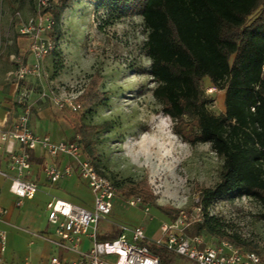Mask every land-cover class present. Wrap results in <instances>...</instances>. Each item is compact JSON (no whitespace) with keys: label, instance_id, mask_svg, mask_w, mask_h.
Returning a JSON list of instances; mask_svg holds the SVG:
<instances>
[{"label":"rangeland","instance_id":"obj_1","mask_svg":"<svg viewBox=\"0 0 264 264\" xmlns=\"http://www.w3.org/2000/svg\"><path fill=\"white\" fill-rule=\"evenodd\" d=\"M34 16L35 6L29 0H0V63L4 66L12 65L15 49L18 53L13 60L28 63V42L18 30L20 23ZM112 18L100 2L73 0L69 8L59 12L55 38L48 35L55 52L44 59L41 78L31 79L29 85L42 104L52 107L49 97L41 99L43 93L49 96L54 90L59 96H82L93 76L102 80L100 92L109 94L103 105L87 109L79 102L83 109L76 114L58 109L76 135L80 124L100 128L95 137L100 169L122 186L112 214L98 225L99 240H112L102 237L105 227L110 233L106 235L117 237L122 228H142L149 240H158L161 224L171 221L158 208L196 216L199 193L218 183L223 161L210 145L192 146L177 135L175 123L154 99L142 18ZM18 63L13 66L17 68ZM212 88L208 80L203 82L206 96L213 101L210 112L219 116L225 113V92L210 93ZM188 124L186 135L195 130L194 123ZM132 183H147L154 202L145 205L141 197H125L122 189ZM132 199H140L142 204L131 207ZM261 211L257 203L244 198L219 202L211 216L226 224L228 234H237L248 245L244 251L262 259L264 222L256 218ZM205 238L211 243L221 241L211 235ZM138 246L150 247L148 241ZM62 252L57 249L55 255L60 257Z\"/></svg>","mask_w":264,"mask_h":264},{"label":"trees","instance_id":"obj_2","mask_svg":"<svg viewBox=\"0 0 264 264\" xmlns=\"http://www.w3.org/2000/svg\"><path fill=\"white\" fill-rule=\"evenodd\" d=\"M29 1L36 14L37 0ZM72 1L51 0L47 13L55 20V28L59 12L69 8ZM92 1L102 3L112 19L142 18L147 35L144 48L151 62L147 74L154 84V99L175 123L177 135L192 146L210 145L223 161L218 183L199 193L203 220L187 234L211 235L244 253L252 252L244 251L248 245L237 234H228L226 224L211 216V211L221 201L247 198L261 207L256 218L264 222V0ZM52 34L55 38L54 31ZM205 80L217 91L225 92L224 114L210 112L213 101L203 89ZM101 84L98 76L91 78L78 100L85 108L109 100V94L100 92ZM188 123H194L195 130L186 135ZM99 129L80 124L77 135L98 173L120 191L122 186L100 169L95 140ZM122 190L125 197H141L145 205L154 202L147 183H132ZM158 210L171 221L180 215L177 210ZM149 246L162 264H193L153 242ZM261 260L264 264V257Z\"/></svg>","mask_w":264,"mask_h":264},{"label":"built area","instance_id":"obj_3","mask_svg":"<svg viewBox=\"0 0 264 264\" xmlns=\"http://www.w3.org/2000/svg\"><path fill=\"white\" fill-rule=\"evenodd\" d=\"M51 0H37L36 14L19 25L18 33L29 44L30 63L22 64L14 73L17 83L28 78L39 79L42 76L43 61L56 50L55 44L48 38L54 31L56 22L47 13ZM217 90L213 87L210 93ZM31 92L23 89L19 93L17 103L22 113L11 128L0 127V149L5 147L9 158L11 174L0 167V177L11 180L10 191L17 197L18 206L25 200H33L39 191L38 183L31 179L33 166L31 153L41 150L45 160L42 171L51 184L78 176L84 181L94 196L92 210L73 206L69 203L52 200L47 205L48 221L55 228L54 237L44 239L57 249L75 254V261L51 259V264H162L160 258L147 247L138 244L153 242L164 247L176 256L193 264H263L261 257L254 252H242L228 241L211 243L204 236L190 237L187 232L203 220L202 212L197 210L196 216L181 213L174 221L163 222L160 226L161 239L149 240L142 228L133 230L121 229L120 235L110 241H100L98 237L99 223L110 216L114 208V199L118 190L113 182L101 176L91 161L85 156L81 137L76 135L72 140L55 142L49 136H38L31 129L30 120L33 107L30 103ZM59 110L80 113L83 106L79 103L80 93L59 96L51 91L47 96ZM19 150L16 151V146ZM65 158L68 163L62 167L56 160ZM1 164V160H0ZM142 204L140 199H132L129 206ZM149 214V207L145 208ZM4 209L0 206V223L3 222ZM88 239V250H85L84 238ZM7 233L0 230V264H7L4 254L7 250Z\"/></svg>","mask_w":264,"mask_h":264},{"label":"crops","instance_id":"obj_4","mask_svg":"<svg viewBox=\"0 0 264 264\" xmlns=\"http://www.w3.org/2000/svg\"><path fill=\"white\" fill-rule=\"evenodd\" d=\"M17 53L18 50L15 49V52L11 54L10 63L12 65L4 66L0 63V127L11 128L16 124L22 113V107L17 103L19 93L23 89H28L31 92L30 103L33 107L30 120L33 132L38 136H49L55 142L72 140L76 134L60 117L58 108L42 104L39 96H36L34 89L30 87L29 81L33 78H28L21 83L14 80V73L21 65L13 60ZM27 62L30 63L29 58ZM15 63L19 64L17 68L13 66ZM18 150L17 145L16 151ZM0 160L1 170L13 176L5 147L0 149ZM44 160L41 150L38 149L31 153L33 166L31 179L38 183L39 191L33 200H25L21 206H18L17 197L10 191L11 180L0 177V206L5 211L0 230L6 232L8 236L7 250L4 254L7 264H51V259L54 257L66 261L78 259L77 255L66 252H62L60 257L56 256L57 248L44 239V236L53 238L55 232V228L48 221L47 205L52 200H59L79 208L92 210L94 196L88 185L76 175L57 184H51L42 171ZM55 162L64 167L68 160L60 158ZM106 234H110L108 227L104 228L102 237L109 236ZM88 245V239L85 237V248Z\"/></svg>","mask_w":264,"mask_h":264}]
</instances>
